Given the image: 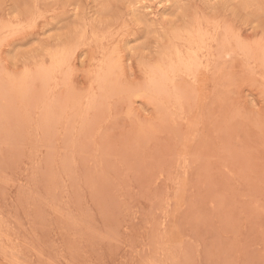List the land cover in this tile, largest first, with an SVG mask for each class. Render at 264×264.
I'll return each mask as SVG.
<instances>
[{
    "label": "rangeland",
    "instance_id": "obj_1",
    "mask_svg": "<svg viewBox=\"0 0 264 264\" xmlns=\"http://www.w3.org/2000/svg\"><path fill=\"white\" fill-rule=\"evenodd\" d=\"M0 264H264V0H0Z\"/></svg>",
    "mask_w": 264,
    "mask_h": 264
},
{
    "label": "bare ground",
    "instance_id": "obj_2",
    "mask_svg": "<svg viewBox=\"0 0 264 264\" xmlns=\"http://www.w3.org/2000/svg\"><path fill=\"white\" fill-rule=\"evenodd\" d=\"M219 27V26H218ZM181 32H183V31H181ZM186 33V32H185ZM177 35V34H176ZM197 35V34H196ZM199 36V35H198ZM96 37V36H95ZM181 38V37H180ZM170 40V39H169ZM195 40V39H194ZM193 42V41H192ZM210 42V41H209ZM173 43V42H172ZM194 45V44H193ZM202 48V47H201ZM237 48V47H236ZM235 48V49H236ZM179 50V49H178ZM178 52L179 51H177V54H178ZM64 54V53H63ZM70 55V54H69ZM72 57V56H71ZM197 58V57H196ZM65 59H66V57H65ZM63 60V59H62ZM60 62V61H59ZM60 63H62V62H60ZM59 64V63H58ZM191 66V65H190ZM56 67V66H55ZM188 67H189V65H188ZM190 69V68H189ZM196 69V68H195Z\"/></svg>",
    "mask_w": 264,
    "mask_h": 264
}]
</instances>
